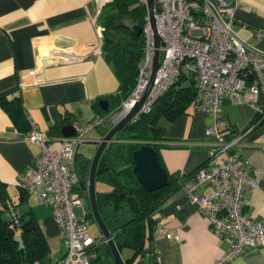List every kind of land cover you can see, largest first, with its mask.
<instances>
[{
	"label": "crops",
	"instance_id": "obj_1",
	"mask_svg": "<svg viewBox=\"0 0 264 264\" xmlns=\"http://www.w3.org/2000/svg\"><path fill=\"white\" fill-rule=\"evenodd\" d=\"M235 3L239 34L264 49V0H235ZM98 4L99 0H0V97L19 95L27 126L30 128L33 121L52 148L61 143L62 125L87 124L96 113L94 100L118 88L113 67L98 43ZM258 31L262 34L257 35ZM42 53L50 54L43 57ZM31 68L36 69L34 73L29 72ZM22 76L24 84L19 85ZM259 101L264 103V92ZM255 113L247 102L227 96L220 105L224 137L230 139L241 134L234 151L245 160L248 173L262 172L254 188L249 185L244 188L243 209L252 218H264V119L252 124ZM113 119H106L86 132L89 138L86 141L95 142L90 154L74 145L75 151L91 160ZM212 119L210 113L192 104L174 120L159 118L163 131L157 143L161 162L168 172L190 174L207 161L215 143L205 132ZM28 130L16 127L0 104V207L7 204L4 207L7 219L5 209L9 205L20 212L29 209L49 244L45 258L22 264H55L65 245L53 209L41 203L35 192L28 193L19 184L20 174L38 152V146L25 138ZM188 181L189 177L158 210V222L168 227L172 237L154 231L145 247L153 250L155 257L152 259L150 251L145 252L141 264H211L226 248L228 237L214 232L208 218L189 200L185 188ZM209 190L211 186L206 182L196 188L199 193ZM89 212L84 211V215ZM100 246L105 257L99 264H111L107 247ZM129 249L131 252L121 254L123 258L132 254ZM229 264H264V246L246 247Z\"/></svg>",
	"mask_w": 264,
	"mask_h": 264
},
{
	"label": "built area",
	"instance_id": "obj_2",
	"mask_svg": "<svg viewBox=\"0 0 264 264\" xmlns=\"http://www.w3.org/2000/svg\"><path fill=\"white\" fill-rule=\"evenodd\" d=\"M106 1L99 0L97 13ZM142 1L147 6V0ZM235 4V0H154L155 25L160 43L155 45L147 12L142 25L144 54L136 83L121 101L118 111H128L145 91L156 47L159 64L152 85L131 121L149 111L155 99L183 70L195 72L196 91L192 105L212 115L205 132L215 143L210 157L196 169L185 183V188L189 200L208 218L211 229L220 236L228 237L226 248L211 264H229L246 247L264 246V218H252L243 209L244 188L246 185L254 188L262 172L255 170L252 174L248 173L245 160L234 151L241 134L226 139L223 135L224 121L220 116V105L226 96L247 102L264 116V103L259 101V95L264 92V49L239 34ZM97 29L100 33L98 43L101 44V27L97 26ZM261 34L258 31L257 35ZM49 54L42 53L41 56ZM35 70L31 68L29 72L34 73ZM23 84L24 76L19 82V85ZM105 119V115L95 113L85 125L75 122V133L63 136L60 145L54 148L48 145L43 132L33 122L25 135L38 146V152L20 174L19 184L26 192H35L41 203L53 209L65 245L55 264H91L97 257L99 242L95 235L90 234L84 218L76 212V207L83 205L86 194L78 188L79 175L70 163L75 152L74 145L88 140L86 132ZM202 182L210 185L211 190L196 192ZM5 210L12 224L22 223L21 213L15 206L9 205ZM155 232L172 237L168 227L160 222L156 224Z\"/></svg>",
	"mask_w": 264,
	"mask_h": 264
},
{
	"label": "trees",
	"instance_id": "obj_3",
	"mask_svg": "<svg viewBox=\"0 0 264 264\" xmlns=\"http://www.w3.org/2000/svg\"><path fill=\"white\" fill-rule=\"evenodd\" d=\"M147 12V6L142 0H108L98 13L102 32L101 50L105 59L111 63L118 79L117 90L104 96L108 100L106 109L99 105L100 98L93 102L96 113L105 115L106 119L115 117L121 101L129 95L136 83L138 68L144 54L142 25ZM133 25L141 26V31L135 30ZM195 91V72L191 69L183 70L155 99L150 110L141 113L134 121L125 123L101 152L95 181L105 182L111 188L107 191L95 189L96 203L119 251L121 252L123 247L132 249V254L124 258L125 264H132L135 259L137 264L148 251L152 259L155 257L153 250L145 247V243L155 231L160 205L195 172L190 174L168 172L166 185L154 190H146L133 172V151L144 142L152 143L157 150L161 165L164 166L157 143L163 131L158 120L162 116L174 120L185 112L192 104ZM0 104L8 112L16 127L24 131L29 129L19 95L11 98L0 97ZM262 119L264 116L256 111L252 124ZM106 132H103V136ZM78 152L79 150L74 152L70 165L75 166L74 169L81 176H79L80 183L84 184L88 178L91 160ZM203 163L205 161L201 164ZM22 198H25V194ZM5 204L0 207V264H22L45 258L50 247L30 210L24 209L20 212L23 222L26 220L34 222V227L26 230L16 227L5 217L4 207L7 205ZM105 242L100 245H103V248L107 247L111 264H114L109 244L106 240ZM100 245L98 243L97 257L93 259L98 261V264L105 257Z\"/></svg>",
	"mask_w": 264,
	"mask_h": 264
},
{
	"label": "water",
	"instance_id": "obj_4",
	"mask_svg": "<svg viewBox=\"0 0 264 264\" xmlns=\"http://www.w3.org/2000/svg\"><path fill=\"white\" fill-rule=\"evenodd\" d=\"M147 11H148L151 24H152V28H153L155 45L158 46L160 43V37L157 33L156 25H155L154 0H147ZM133 27L135 30L141 31V26L133 25ZM158 59H159V50L156 47L153 69L150 75L149 83L145 91L143 92L140 99H138L128 111H126L125 113L118 112L115 115V119L113 120L112 127L99 140V144L97 145V148L91 159L87 181L84 184L80 183V189L82 190L83 193L87 194L88 196V202L90 205V212L88 213V216L94 217V219L98 223L100 230L102 232V235L105 237V240L109 244V247H110V250L113 256L114 264H125V261L119 249L117 248L109 229L106 227L99 213L98 207H97L96 194H95L96 193V190H95L96 167H97L101 152L103 151L107 142L113 138L116 131H118L125 123L130 121L131 117L137 112L140 105L142 104L145 97L147 96L150 90V87L152 85L154 72L159 64ZM98 103L104 109L108 107V100L104 97H101L98 100ZM60 131L62 135L64 136H70L75 133L73 124L70 122L62 125ZM133 160H134L133 172L137 176L138 181L142 184V186L146 190H154L168 183V180H167L168 171L165 169L164 166L161 165L159 157L157 155V150L154 148L152 143L144 142L140 145V147L135 149L133 151ZM16 227H21L26 230H29L34 227V222L32 220H26L16 225ZM142 261L143 259H140L139 263L137 264H141ZM151 264H154V262H152Z\"/></svg>",
	"mask_w": 264,
	"mask_h": 264
},
{
	"label": "rangeland",
	"instance_id": "obj_5",
	"mask_svg": "<svg viewBox=\"0 0 264 264\" xmlns=\"http://www.w3.org/2000/svg\"><path fill=\"white\" fill-rule=\"evenodd\" d=\"M163 120L164 119H161V121H163ZM32 122L33 121H30V124ZM94 144H95L94 141H81V142L75 144V146H78L77 148L80 151L86 152V153H89L90 154L92 152V150L94 149ZM78 175L80 176V173L79 172H78ZM86 179H85V181H86ZM95 189L96 190H109L110 189V186L107 183H105V182L96 180L95 181ZM83 201H84V203H83L82 206L76 207V212H77L78 216L80 218H84V220L86 221V223L88 225V229H89L90 234L96 236L97 241L99 242V245L102 244V242L103 243H106L105 242V237L102 235V232L100 230V227H99L98 223L96 222V220L94 219V217H90V216L84 215V211L85 212H88L90 210V205H89V202H88V196L87 195L85 196V198H83ZM126 252H131V250L128 247H125V249L123 250V253L122 252H120V253L123 255Z\"/></svg>",
	"mask_w": 264,
	"mask_h": 264
},
{
	"label": "flooded vegetation",
	"instance_id": "obj_6",
	"mask_svg": "<svg viewBox=\"0 0 264 264\" xmlns=\"http://www.w3.org/2000/svg\"><path fill=\"white\" fill-rule=\"evenodd\" d=\"M87 195V194H86Z\"/></svg>",
	"mask_w": 264,
	"mask_h": 264
}]
</instances>
